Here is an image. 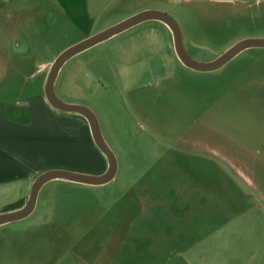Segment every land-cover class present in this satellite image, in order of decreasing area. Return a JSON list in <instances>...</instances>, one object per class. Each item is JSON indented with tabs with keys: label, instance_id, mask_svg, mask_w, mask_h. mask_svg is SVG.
I'll return each instance as SVG.
<instances>
[{
	"label": "rangeland",
	"instance_id": "374dc122",
	"mask_svg": "<svg viewBox=\"0 0 264 264\" xmlns=\"http://www.w3.org/2000/svg\"><path fill=\"white\" fill-rule=\"evenodd\" d=\"M101 1L108 14L95 32L165 12L201 62L264 39V0ZM54 31H31V47L19 33L7 38L0 101L9 111L44 88L42 64L87 39ZM56 92L95 112L117 177L101 187L45 185L33 214L0 228V264H160L181 251L193 264H264V49L197 73L179 62L168 28L151 21L71 59ZM22 192L15 187L0 207Z\"/></svg>",
	"mask_w": 264,
	"mask_h": 264
},
{
	"label": "crops",
	"instance_id": "0c3cea01",
	"mask_svg": "<svg viewBox=\"0 0 264 264\" xmlns=\"http://www.w3.org/2000/svg\"><path fill=\"white\" fill-rule=\"evenodd\" d=\"M103 3L101 0H0V53L13 44L7 38L19 35L23 44L31 47V31L41 38L49 37L57 29L63 30L66 37L80 34L89 38L106 30L95 32L97 22L108 14V6ZM21 44L17 45L21 47ZM50 66L51 63L42 64L39 71L48 72ZM22 99L13 104L11 111L0 101V202L15 187L23 186L20 198L0 207V215L24 208L34 181L45 172L63 170L102 175L108 168L85 118L52 108L43 86ZM84 146L91 157L85 156ZM145 227L156 229L152 225ZM157 234L151 231L152 239ZM154 241L156 244L160 240ZM160 264H193V261L188 251H181L179 255L162 254Z\"/></svg>",
	"mask_w": 264,
	"mask_h": 264
},
{
	"label": "water",
	"instance_id": "95a60500",
	"mask_svg": "<svg viewBox=\"0 0 264 264\" xmlns=\"http://www.w3.org/2000/svg\"><path fill=\"white\" fill-rule=\"evenodd\" d=\"M151 21L160 22L168 28L173 38L174 50L179 62L184 67L197 73L216 72L247 50L264 49V39H245L230 47L216 59L201 62L191 57L187 52L181 27L171 15L161 11H143L65 50L50 66L44 86L46 100L52 108L59 112L78 115L87 120L94 143L107 160L108 168L102 175H87L63 170H51L41 174L31 187L26 206L15 212L1 214L0 227L24 220L33 214L41 189L50 182L65 181L86 186L101 187L115 180L119 168L118 160L104 138L99 118L87 106L62 101L57 95L56 84L63 67L71 59L143 23Z\"/></svg>",
	"mask_w": 264,
	"mask_h": 264
}]
</instances>
